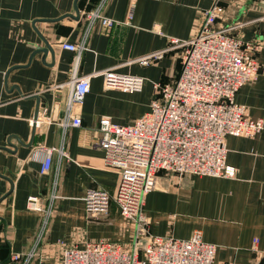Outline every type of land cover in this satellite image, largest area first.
Returning a JSON list of instances; mask_svg holds the SVG:
<instances>
[{
	"label": "crops",
	"instance_id": "0c3cea01",
	"mask_svg": "<svg viewBox=\"0 0 264 264\" xmlns=\"http://www.w3.org/2000/svg\"><path fill=\"white\" fill-rule=\"evenodd\" d=\"M97 2L78 0L79 13ZM213 2L109 0L104 14L116 24L107 31L95 29L77 73L113 68L142 77L144 85L140 92L127 93L105 89L102 77L92 78L83 104L73 109L81 125L63 134L58 122L75 54L61 49L58 41L76 45L82 38L83 22L75 19L74 0H0V264H17L12 257L23 258L37 244L40 214L28 209L27 199L47 203L56 169L54 211L32 264H54L63 249L83 241L132 247L133 229L113 201L118 173L104 166L103 152L96 146L99 121L109 118L129 125L149 111L155 98L152 83L172 85L179 76L180 50L146 67L134 60L167 48L171 38L191 39ZM224 8L219 26L231 29L242 42L264 45V0H232ZM44 42L52 53H42ZM256 60L261 74L241 87L234 100L246 107L249 119L263 120V130L252 139L225 138V162L234 176L178 177L160 172L157 189L144 200L150 234L186 240L198 229L204 242L216 246L214 264H264V48ZM37 108L41 121L32 127ZM44 148L64 153L63 157L53 153L48 175L40 174ZM90 189L111 198L106 216L87 217L83 197ZM77 230L84 237L75 236Z\"/></svg>",
	"mask_w": 264,
	"mask_h": 264
},
{
	"label": "built area",
	"instance_id": "2783aa9c",
	"mask_svg": "<svg viewBox=\"0 0 264 264\" xmlns=\"http://www.w3.org/2000/svg\"><path fill=\"white\" fill-rule=\"evenodd\" d=\"M232 0H214L202 13L195 35L189 40L169 39V46L134 60L141 67L152 65L167 53L180 50V74L172 85L152 83L155 98L149 111L129 125H117L109 118L99 121L101 137L96 146L103 152L104 166L118 173L119 182L114 202L124 222L133 229V244L124 249L108 241L85 242L63 249L54 264H214L216 246L203 241L202 232L194 230L186 240L150 234L143 213L146 195L157 189L160 172L178 177L232 178L234 169L227 166L225 138H254L263 130V120L248 118L246 107L234 97L244 85L261 74L256 54L264 48L259 43L242 42L219 26L224 19V4ZM109 0H99L89 10L79 13L83 22L80 42L76 45L58 41L61 49L75 54L74 69L67 84L69 92L58 126L64 134L77 128L81 120L73 109L83 104L94 77L103 78L105 89L140 92L145 79L122 74L115 69L78 75L81 54L95 29L107 31L116 22L105 14ZM132 7L128 11L131 16ZM127 22H125L126 24ZM61 88V86L57 87ZM31 121L39 125V118ZM40 174L52 171L53 153L63 157L62 149L44 148ZM165 178H167L165 176ZM53 192L47 203L36 197L27 199V207L40 214L38 244L53 214L57 199L58 171H54ZM111 198L100 190L86 191L83 202L89 219L106 216ZM143 241V243H142ZM255 242V241H254ZM36 244V245H37ZM36 245L23 258L14 255L17 264H32Z\"/></svg>",
	"mask_w": 264,
	"mask_h": 264
},
{
	"label": "water",
	"instance_id": "95a60500",
	"mask_svg": "<svg viewBox=\"0 0 264 264\" xmlns=\"http://www.w3.org/2000/svg\"><path fill=\"white\" fill-rule=\"evenodd\" d=\"M77 1L78 0H74L75 19H79V17H80L79 16V9H78V6H77ZM62 19L63 18L58 19V20H62ZM44 43H45V48L43 50H41L42 53L43 54H46L47 52H51L52 53L53 50H52L51 46L48 43H46V42H44ZM37 115H38V108H37L36 113H35V116H34V121L37 119Z\"/></svg>",
	"mask_w": 264,
	"mask_h": 264
},
{
	"label": "rangeland",
	"instance_id": "374dc122",
	"mask_svg": "<svg viewBox=\"0 0 264 264\" xmlns=\"http://www.w3.org/2000/svg\"><path fill=\"white\" fill-rule=\"evenodd\" d=\"M75 236L84 237L83 231L77 230V234Z\"/></svg>",
	"mask_w": 264,
	"mask_h": 264
}]
</instances>
